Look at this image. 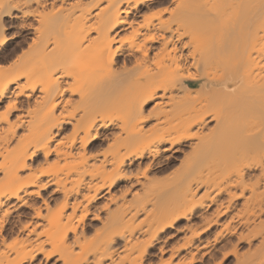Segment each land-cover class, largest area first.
Instances as JSON below:
<instances>
[{"label":"bare ground","instance_id":"1","mask_svg":"<svg viewBox=\"0 0 264 264\" xmlns=\"http://www.w3.org/2000/svg\"><path fill=\"white\" fill-rule=\"evenodd\" d=\"M237 1L0 0L32 19L0 71V264H264V0Z\"/></svg>","mask_w":264,"mask_h":264},{"label":"rangeland","instance_id":"2","mask_svg":"<svg viewBox=\"0 0 264 264\" xmlns=\"http://www.w3.org/2000/svg\"><path fill=\"white\" fill-rule=\"evenodd\" d=\"M223 1V4H224V2H225V0H222ZM226 1H228V0H226ZM232 1V0H231ZM237 0H235V2H236ZM238 1H240V0H238ZM237 1V2H238ZM242 2H243V0H241ZM248 2H247V5H248V3H251V1L249 2V0H247ZM254 2H255V0H253ZM218 2V1H217ZM221 2V1H220ZM229 2H230V0H229ZM233 2H234V0H233ZM219 3V2H218ZM239 3L240 2H238V5H239ZM246 1H244L243 2V4L242 5H245V6H247L246 4ZM255 3H257V2H255ZM216 4V3H215ZM230 4V3H229ZM232 4V3H231ZM241 4V3H240ZM252 4H254V3H252ZM220 5H222L221 3H220ZM219 5V6H220ZM226 5V4H225ZM233 5H234V3H233ZM236 5V4H235ZM237 5V6H238ZM241 5V7L243 8V6ZM256 5V4H255ZM237 6H236V8H237ZM244 6V8H245V10H246V8L248 7H245ZM250 6V5H249ZM164 7V6H163ZM162 6H161V8H163ZM224 7V6H223ZM222 6H220V10H221V8H223ZM227 7V6H226ZM230 7H234V6H230ZM239 7V6H238ZM240 7V8H241ZM251 7H253V6H251ZM160 7L159 8H157V9H161ZM213 8H214V5H213ZM212 8V9H213ZM235 8V7H234ZM234 8H233V11H234ZM241 8V9H242ZM223 9H225V7L223 8ZM228 9V8H227ZM241 9H239V8H237V10H239L238 11V13L240 12H242V13H244V11H242ZM248 9V8H247ZM255 9V10H254ZM214 11H215V9H213ZM249 10V9H248ZM248 10H246V11H248ZM213 11V12H214ZM225 10H222V11H220V12H224ZM232 11V12H233ZM245 11V12H246ZM252 11V10H251ZM254 11H256V7L254 6V8H253V13L251 14V13H248L247 12V14L248 15H246V16H248V17H245L246 19H247V21H244V20H242V21H244V22H246V24L247 23H251V21L254 19V17H255V12ZM227 12H231V11H228L227 10ZM250 12V11H249ZM234 13V12H233ZM236 13V12H235ZM235 13L233 14V15H235ZM224 14V13H223ZM230 14V13H229ZM249 14H250V16H249ZM217 15V14H216ZM221 15V14H220ZM226 15H228V13L227 14H225V16ZM240 15V20L242 19L241 17V15H245V13L244 14H239ZM239 15H236V16H234V17H239ZM214 16H215V14H214ZM213 15L211 16V19L214 21V19H216V18H219V17H217V16H215L216 18H212V17H214ZM224 16V15H223ZM228 17V16H227ZM226 17V18H227ZM231 17V16H230ZM222 18V17H221ZM225 18V17H224ZM233 18V17H232ZM235 19L234 21H237V22H241L240 20H238V19ZM249 18V19H248ZM229 19V18H228ZM227 19V20H228ZM244 19V18H243ZM245 19V20H246ZM211 20V21H212ZM218 20L219 19H216V21L218 22ZM221 20H223L224 21V19H221ZM220 20V22L223 24L224 22H222ZM226 20V19H225ZM250 20V21H249ZM32 21V19L30 20V18H28V19H9V17H3L2 18V20H1V25L0 26H3L4 25V36L6 37V42L0 47V55H1V59H0V71H2V72H6V73H9V71H10V69H11V67H12V62H14V60H16L17 59V57H21L22 55H23V53L25 54V52H27V49H28V44L30 43V41L29 40H26V41H24V34L25 33H23L19 28H18V24H20V23H23V22H31ZM237 22H234V24L237 26V27H239L240 25L239 24H244V22H241V23H237ZM214 23V26H215V23L216 22H212V24ZM221 23H220V26H221ZM229 23H230V21L228 22V26H227V28H224L226 31H224V32H226V36L228 35V33L230 34L231 32L228 30V28L230 27V25H229ZM217 24V23H216ZM233 24V25H234ZM223 26H225L224 24H223ZM232 27V26H231ZM231 27H230V29H231ZM236 27V28H237ZM241 27V26H240ZM240 27H239V30H241L240 29ZM243 27H244V25H243ZM215 28V27H214ZM217 28V27H216ZM221 28H222V26H221ZM233 28V27H232ZM234 29V30H238V29ZM242 28V27H241ZM223 29V30H224ZM1 30V29H0ZM223 30H221L222 32H223ZM227 30H228V33H227ZM233 29H231V31H232ZM221 31H220V33H221ZM218 32V31H217ZM234 32V31H233ZM231 33V34H235V32L234 33ZM237 32H239V31H237ZM237 32H236V34H237ZM1 33V32H0ZM214 33V32H213ZM220 33H218L219 35H220ZM218 34H217V37L219 38L220 36H218ZM210 35H212V33H210ZM212 36H214V35H212ZM212 36H209V39H213L214 37H212ZM216 36V35H215ZM218 38H216V41H217V39ZM210 40L211 42H216V41H213V40ZM14 44L16 45H18V49H17V51L14 53L15 55V57H16V59H15V57H11V56H8V55H3L5 52H6V50L10 47V46H14ZM28 45V46H27ZM22 54V55H21ZM18 55V56H17ZM8 56V57H7ZM13 56V55H12ZM25 57V56H24ZM7 58V59H6ZM13 58H14V60H13ZM23 58V57H22ZM10 68V69H9ZM200 68V67H199ZM205 68H208V67H202V69H200V71L201 70H205ZM214 68H212L211 70H213ZM203 70V71H204ZM208 70H209V68H208ZM207 70V71H208ZM210 70V71H211ZM215 70H217V72L216 73H218V71H219V69L218 68H215ZM214 70V71H215ZM198 71H199V69H198ZM200 71H199V74H200ZM206 71V70H205ZM12 72V71H11ZM10 72V73H11ZM203 73V75H205L204 73L205 72H202ZM213 73V72H212ZM219 73H220V71H219ZM218 73V74H219ZM215 75H217V74H215ZM202 77V80H201V82H206L205 81V78H204V76H201ZM29 79H31V82L33 83L34 81L36 82V75H34V76H32V77H30ZM24 82V83H23ZM20 83H22L21 85H23V86H25L26 84V81L24 80H20ZM36 84V83H35ZM27 86V85H26ZM238 87V86H237ZM207 88V89H206ZM205 89H204V91H208L209 93H214L215 91H213L212 90V88L208 85L207 87H206ZM239 88H236V90L235 91H237ZM203 91V92H204ZM206 92H204L203 94H205ZM209 93H206V94H209ZM22 99V98H21ZM23 100V99H22ZM148 108L147 109H151V107H152V103H149L148 104V106H147ZM247 127V126H246ZM247 129V128H246ZM100 144L101 145H99L98 146V149H96V150H99V149H102L105 145H104V143L102 142H100ZM100 147V148H99ZM185 150H187V149H185L184 148V151ZM185 152H187V151H185ZM181 154V153H180ZM179 153H178V155L177 154H175L173 157H171V158H169V160H165L164 158L162 159V161H161V165H160V167H162L161 169H162V171H160L161 169H157V171L154 173V175H155V178L156 179H163L164 177L165 178H169V176H172L171 175V173H175V172H177V170L179 169L180 170V164L178 163V162H180L182 159H180V158H182V156H183V154H181L180 155ZM163 160H165L166 161V163L163 161ZM173 160V161H172ZM180 160V161H179ZM163 162V163H162ZM169 162V163H168ZM166 167H165V166ZM179 167V168H178ZM177 169V170H176ZM176 170V171H175ZM175 171V172H174ZM170 174V175H169ZM164 178V179H165ZM29 202H34V199H29ZM103 199H99V200H97V204L99 205H103ZM213 208V207H212ZM105 213V212H104ZM30 214H31V212L28 210V209H25V208H20L19 210H17V213H13L11 216H10V218H9V222H13L14 220L15 221H17V219H16V215H19V219L18 220H20L22 223H23V221H27L28 219H29V216H30ZM103 214V211H101V215ZM193 222H198V220H196V219H193ZM94 223H96V222H94ZM12 225H11V227L14 229L15 227H16V224H15V226H13V223H11ZM218 224L215 226H212L211 228H210V230L201 238V240H200V242H203V241H205L204 239H206L205 237H211L212 236V234H214L215 233V231H217V229H218ZM170 232H172V230H170ZM214 232V233H213ZM182 238V235L180 234V236L178 235V237H174V238H172L173 240H171L170 241V243L169 244H171V245H173V244H175L176 242L177 243H179L180 241H181V238ZM179 239V240H178ZM179 242H178V241ZM237 249L239 250V251H243L244 252V250L246 249V244L245 243H242V244H239L238 245V247H237ZM167 257V254L166 255H164V257L163 258H166ZM168 258V257H167ZM229 259H227L226 261H225V263L224 264H233V259H232V257L230 256V257H228ZM158 261H159V259H158V257H154V258H152L151 259V264H158ZM218 262V261H217ZM160 263V262H159ZM216 263V262H215ZM32 264H36V261L35 262H32Z\"/></svg>","mask_w":264,"mask_h":264}]
</instances>
